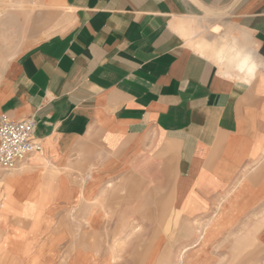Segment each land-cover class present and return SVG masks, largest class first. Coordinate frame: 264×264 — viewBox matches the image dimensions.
Segmentation results:
<instances>
[{"label": "crops", "instance_id": "1", "mask_svg": "<svg viewBox=\"0 0 264 264\" xmlns=\"http://www.w3.org/2000/svg\"><path fill=\"white\" fill-rule=\"evenodd\" d=\"M38 12L44 35L3 71L0 116L34 119L43 149L0 171V210L80 204L82 225L121 226L151 221L165 194L222 212L217 238L244 228L248 264L255 235L264 249V0H43Z\"/></svg>", "mask_w": 264, "mask_h": 264}, {"label": "rangeland", "instance_id": "2", "mask_svg": "<svg viewBox=\"0 0 264 264\" xmlns=\"http://www.w3.org/2000/svg\"><path fill=\"white\" fill-rule=\"evenodd\" d=\"M42 1L0 0V77L23 48L44 35L38 34ZM1 170L10 172L0 167ZM157 199L151 221H135L126 216L129 222L137 224L123 227L130 232L121 235L122 239V225H116V215L96 227L97 241L91 223L82 225L85 210L80 204L73 210L56 204L49 211L38 210L29 216L0 210V264H242L246 253L237 236L245 233L244 228H229L216 239L213 235L214 241H205L203 246L205 234L200 227L211 220L213 212H185L181 205L175 206L174 198L165 194H158ZM1 204L0 201V208ZM33 204L31 201L30 206ZM87 208L107 216L118 209L117 204L99 201L90 202ZM232 214L231 218L237 219V212ZM226 219H219L221 231L229 222ZM134 228L135 234L131 236ZM11 235V241H6ZM258 238L255 235L253 244L249 243L248 264H264V249Z\"/></svg>", "mask_w": 264, "mask_h": 264}, {"label": "built area", "instance_id": "3", "mask_svg": "<svg viewBox=\"0 0 264 264\" xmlns=\"http://www.w3.org/2000/svg\"><path fill=\"white\" fill-rule=\"evenodd\" d=\"M35 121L28 118L13 121L0 116V167L11 171L24 164L34 153L42 152V145L33 137Z\"/></svg>", "mask_w": 264, "mask_h": 264}, {"label": "bare ground", "instance_id": "4", "mask_svg": "<svg viewBox=\"0 0 264 264\" xmlns=\"http://www.w3.org/2000/svg\"><path fill=\"white\" fill-rule=\"evenodd\" d=\"M237 54V53H236ZM243 56V55H242ZM241 58V57H240ZM222 212H220V211H215L214 212V214H213V216H212V218H211V220H209V221H207V223L205 224V226H203V225H201V227H200V229L203 231V235H204V238L202 239V245L203 246H206L205 245V241H206V244H209L210 242H213L214 240H213V238H215L216 239V237L218 236V234H220L222 231L220 230V228H219V224H220V221H219V219H221L222 220ZM132 224V225H131ZM131 224H128V222H124L123 224H122V229H121V231H120V233H119V235H124V234H126V233H128V232H130V230H129V228H123V227H128V226H130V227H134V226H136V224L135 223H131ZM92 226H91V229H92V232H94L93 233V238L97 241L98 240V237H99V234H96L95 232H96V227H98V226H96V224H91ZM137 227H139V226H137ZM136 228H134V229H132V232H131V236H133V234H135V230ZM214 235V236H213ZM95 236V237H94ZM213 236V238H211ZM126 237H129V235H126ZM211 238V239H210ZM209 239V240H208ZM208 240V241H207Z\"/></svg>", "mask_w": 264, "mask_h": 264}]
</instances>
